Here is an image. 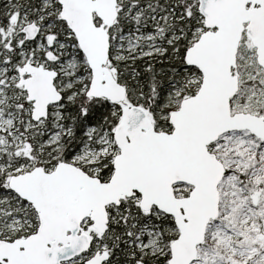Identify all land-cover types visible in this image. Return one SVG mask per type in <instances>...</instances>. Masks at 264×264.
Masks as SVG:
<instances>
[{
	"label": "snow or ice",
	"instance_id": "obj_1",
	"mask_svg": "<svg viewBox=\"0 0 264 264\" xmlns=\"http://www.w3.org/2000/svg\"><path fill=\"white\" fill-rule=\"evenodd\" d=\"M0 264H264V0H0Z\"/></svg>",
	"mask_w": 264,
	"mask_h": 264
}]
</instances>
